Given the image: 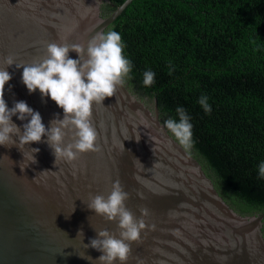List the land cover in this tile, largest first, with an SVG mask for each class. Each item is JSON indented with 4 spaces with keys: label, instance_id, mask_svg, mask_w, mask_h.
Returning a JSON list of instances; mask_svg holds the SVG:
<instances>
[{
    "label": "water",
    "instance_id": "1",
    "mask_svg": "<svg viewBox=\"0 0 264 264\" xmlns=\"http://www.w3.org/2000/svg\"><path fill=\"white\" fill-rule=\"evenodd\" d=\"M132 1L111 10L104 7L109 0H0V68L9 55L17 64L40 61L50 42L86 49L99 33H120L122 17L141 0ZM7 70L9 108L27 102L46 127L57 114L63 118L50 97L28 92L22 68ZM91 119L99 150L61 158L56 166L46 143L26 146L40 152L23 171L18 148L0 146V264H98L102 253L86 245L96 231L119 229L86 204L90 195L107 196L117 179L129 193L126 206L145 221L140 239L128 242L125 264H264V207L230 195L164 126L157 102L130 73L112 97L93 104ZM12 120L21 129L27 123ZM66 132L64 143L73 142L74 131ZM44 170L50 171L39 173ZM81 229L84 237L77 236Z\"/></svg>",
    "mask_w": 264,
    "mask_h": 264
},
{
    "label": "trees",
    "instance_id": "2",
    "mask_svg": "<svg viewBox=\"0 0 264 264\" xmlns=\"http://www.w3.org/2000/svg\"><path fill=\"white\" fill-rule=\"evenodd\" d=\"M119 34L130 75L160 113L179 122L183 108L190 148L230 195L264 207V0H141Z\"/></svg>",
    "mask_w": 264,
    "mask_h": 264
},
{
    "label": "clouds",
    "instance_id": "3",
    "mask_svg": "<svg viewBox=\"0 0 264 264\" xmlns=\"http://www.w3.org/2000/svg\"><path fill=\"white\" fill-rule=\"evenodd\" d=\"M123 48L121 35L116 31H109L97 34L87 43L86 49L82 44L50 42L47 44L46 56L31 64H17L11 55L4 58L3 62L7 67L0 68V146L18 148L24 157L19 164L21 171L26 169L29 163H37L36 155L40 149L26 147L34 143L43 142L48 145L55 157L54 166L61 158L71 161L77 154L99 150L96 146L97 132L91 119L93 104H99L112 97L117 88L125 83L131 71V64L125 58ZM70 52H75L79 58H70ZM13 65L23 69L22 83L28 92L33 94L39 90L42 97H50L63 110V118L57 114L49 122L50 126L46 127L41 114L29 107L27 102L14 101L13 106L9 108L5 100V87L12 80L7 69ZM154 77L155 73L146 71L143 74L144 86H151ZM199 103L206 112L211 111L206 97L202 96ZM176 111L179 114V122L167 119L164 126L181 145L190 147L193 126L183 108H177ZM14 116L20 121L27 120L22 129L13 122ZM66 130L74 131L73 142L67 144L64 143ZM46 171L50 170L39 173ZM259 173L264 177V162L259 166ZM128 199L129 193L124 190L119 179L112 184L107 196H89L86 204L88 209L107 221L117 222L119 229L118 234L107 229L95 230L97 237L86 247L102 253L98 264H115L116 261L125 264L131 253L128 242L140 239L145 221L143 218H137L126 206ZM140 212L147 215L146 208L141 207ZM77 236L84 237L82 229Z\"/></svg>",
    "mask_w": 264,
    "mask_h": 264
},
{
    "label": "rangeland",
    "instance_id": "4",
    "mask_svg": "<svg viewBox=\"0 0 264 264\" xmlns=\"http://www.w3.org/2000/svg\"><path fill=\"white\" fill-rule=\"evenodd\" d=\"M153 103V102H152Z\"/></svg>",
    "mask_w": 264,
    "mask_h": 264
}]
</instances>
